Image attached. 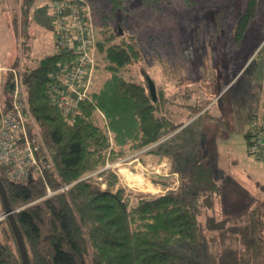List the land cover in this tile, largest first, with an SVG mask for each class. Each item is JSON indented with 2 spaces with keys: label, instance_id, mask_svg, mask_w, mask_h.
<instances>
[{
  "label": "trees",
  "instance_id": "1",
  "mask_svg": "<svg viewBox=\"0 0 264 264\" xmlns=\"http://www.w3.org/2000/svg\"><path fill=\"white\" fill-rule=\"evenodd\" d=\"M109 1L116 12L121 0ZM259 2L247 0L236 29L237 40L248 29ZM108 17L103 20L102 39L97 41L99 58L93 85L76 114H64L51 101L48 90L51 75L59 62L72 59V51L55 46L56 50L36 66L25 68L20 61L12 66L21 68L31 113L52 155V164L44 174L27 182L6 178L0 166V177L31 264H184V258L173 247L180 242L198 247L202 242L198 213L190 202L203 200L214 212L221 193L210 162L198 153L189 167L193 188L185 194L171 190L140 194L131 204L115 188V178L102 187L98 180L84 177L104 164L109 154L119 157L154 144L156 149L147 152L158 153L161 147L168 152L165 145L173 135L161 139L178 128L177 113L168 107L175 103L174 97L160 96L159 100L157 96L154 102L146 83L138 77L141 71L149 75L145 66L139 73L133 69L143 61L139 40L121 27L117 32L110 30ZM12 79L10 70L5 98L0 96L4 108L11 95ZM196 105L190 117L205 103ZM245 135L249 137V130ZM106 169L98 172L104 174ZM65 184H69L68 189L47 195L48 188L55 190ZM5 217L0 220V264H23ZM206 224L213 233L215 264H264V196L220 219L209 214Z\"/></svg>",
  "mask_w": 264,
  "mask_h": 264
},
{
  "label": "rangeland",
  "instance_id": "2",
  "mask_svg": "<svg viewBox=\"0 0 264 264\" xmlns=\"http://www.w3.org/2000/svg\"><path fill=\"white\" fill-rule=\"evenodd\" d=\"M50 1L0 0L1 64L18 60L25 68L33 67L56 50ZM85 1L96 38L95 66L103 20L110 16L106 18L110 30L117 32L121 27L143 49V61L133 66L134 71L139 73L145 66L158 98L174 97L175 103L168 107L177 113L173 114L178 128L161 139L173 135L165 145L168 152L163 147L158 153L147 152L156 149L154 144L119 157L109 154L104 164L84 177L98 180L102 187L115 178V188L131 204L140 194L168 190L185 194L193 188L189 167L195 154H200L210 162L221 193L214 212L203 200L190 202L198 213L201 245L180 242L173 250L184 264H215L207 216L220 219L264 196V160L248 152L245 135L254 115L264 107V0H259L256 15L238 40L236 29L247 0H121L116 12L109 0ZM20 31L21 51L17 46ZM94 74L95 68L93 80ZM138 77L146 83L143 71ZM201 102L205 106L190 117V110ZM104 169L100 175L98 171ZM5 218L1 211L0 220Z\"/></svg>",
  "mask_w": 264,
  "mask_h": 264
},
{
  "label": "built area",
  "instance_id": "3",
  "mask_svg": "<svg viewBox=\"0 0 264 264\" xmlns=\"http://www.w3.org/2000/svg\"><path fill=\"white\" fill-rule=\"evenodd\" d=\"M49 12L56 46L73 52L72 59L59 62L51 75L50 99L64 114H76L80 103L89 97L93 84L96 38L89 20L90 9L85 0H51ZM10 70L13 79L6 108L0 100V166L6 178L27 182L44 174L52 164V155L31 113L21 68ZM248 130V152L264 160V114L257 112ZM68 187L69 184L55 190L48 188L47 195Z\"/></svg>",
  "mask_w": 264,
  "mask_h": 264
},
{
  "label": "water",
  "instance_id": "4",
  "mask_svg": "<svg viewBox=\"0 0 264 264\" xmlns=\"http://www.w3.org/2000/svg\"><path fill=\"white\" fill-rule=\"evenodd\" d=\"M145 79H146V86H147L149 95L151 96L154 102H157L158 100L157 91H156V85H155L154 80L151 78V76L147 74H145ZM0 198L2 200L3 208H4L3 214L7 216L10 222V225H11V228H12V231H13V234H14L19 252H20L22 263L31 264L23 234L19 228V225L14 215L15 210L11 207V204H10V201L7 195V191H6L5 185L1 177H0Z\"/></svg>",
  "mask_w": 264,
  "mask_h": 264
},
{
  "label": "crops",
  "instance_id": "5",
  "mask_svg": "<svg viewBox=\"0 0 264 264\" xmlns=\"http://www.w3.org/2000/svg\"><path fill=\"white\" fill-rule=\"evenodd\" d=\"M19 33H20V37H19V42H18L17 46H18L19 50L21 51L22 48H23V45H22L23 44V38L21 36V31ZM55 46H56V44H55ZM42 58L43 57H41L40 59H42ZM17 61L18 60L14 61L10 65H3V64L0 63V96L1 97L5 94V91H4L5 88L4 87H5V83L7 81V78L9 76L8 68H11L13 65H15ZM101 114H102V112H101Z\"/></svg>",
  "mask_w": 264,
  "mask_h": 264
}]
</instances>
